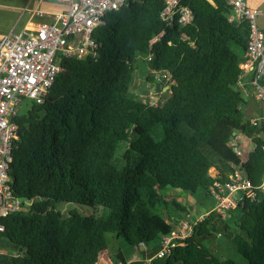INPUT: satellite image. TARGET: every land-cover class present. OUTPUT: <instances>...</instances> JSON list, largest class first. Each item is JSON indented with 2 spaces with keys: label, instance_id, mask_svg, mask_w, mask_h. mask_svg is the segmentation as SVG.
I'll list each match as a JSON object with an SVG mask.
<instances>
[{
  "label": "trees",
  "instance_id": "1",
  "mask_svg": "<svg viewBox=\"0 0 264 264\" xmlns=\"http://www.w3.org/2000/svg\"><path fill=\"white\" fill-rule=\"evenodd\" d=\"M182 3L193 13L185 25L161 17L162 0H126L107 11L92 32L95 54L61 56L44 100L13 117L9 185L24 207L0 217V235L22 250L0 252V264H98L107 232L154 254L181 219L177 212L190 211L172 189L210 193L232 167L254 189L230 209L237 231L211 210L150 264H237L198 239L220 224L248 264H264V121L244 118L236 86L248 24L230 18L229 0ZM149 53L150 67L173 78L161 104L129 92L134 61ZM145 78L153 81L149 72ZM234 131L253 143L243 157L233 149ZM121 141L127 146L118 156ZM59 201L101 214H64Z\"/></svg>",
  "mask_w": 264,
  "mask_h": 264
},
{
  "label": "built area",
  "instance_id": "2",
  "mask_svg": "<svg viewBox=\"0 0 264 264\" xmlns=\"http://www.w3.org/2000/svg\"><path fill=\"white\" fill-rule=\"evenodd\" d=\"M62 1L66 2V8L55 13L52 21L9 31L0 38V217L24 207V200L13 195L8 175L13 138L18 128L13 117L19 113V105L24 98L35 102L44 100L60 70L58 60L61 56L95 54L97 44L92 37L95 26L107 11L118 9L126 0ZM162 2L160 15L168 24L177 21L185 25L192 20V10L182 0ZM229 2L233 9L230 18L246 20L249 30L248 46L245 58L239 64L237 84H240V77L247 73L252 95L264 101V27L258 23V16L264 14V10L249 6L246 0ZM156 37L158 35L153 39ZM147 60H151V53L147 55ZM150 74L154 82L165 85V88L173 82L166 70L151 67ZM151 103L155 100L152 99ZM258 120L264 121V116ZM234 137L233 149L243 157L245 152ZM261 188L264 190V175ZM208 190L216 197V205L200 216H194L192 210L185 212V216L162 238L156 252L148 258V264L154 257L167 256L171 248L181 244L209 211L213 210L223 217L228 210L236 208L240 200L254 196L250 179L238 167H232L226 180L215 181ZM3 229L4 225L0 222V231Z\"/></svg>",
  "mask_w": 264,
  "mask_h": 264
},
{
  "label": "rangeland",
  "instance_id": "3",
  "mask_svg": "<svg viewBox=\"0 0 264 264\" xmlns=\"http://www.w3.org/2000/svg\"><path fill=\"white\" fill-rule=\"evenodd\" d=\"M149 68L151 67L146 58L138 57L134 61V69L132 70V78L129 82L130 95H134L136 94V92L140 93V91L137 89L140 86V83L143 84V86L145 85L144 77L149 71ZM162 85L163 84H160L158 86L161 87ZM156 91L157 92L155 93L153 92L154 97H147V98L149 99L150 102H152V99H154L155 103L161 104L164 100V94L163 92L160 91V88H158ZM137 96L140 98L139 95ZM31 102H32L31 99L24 98L21 104L19 105V109H18L19 113L26 112L29 106L31 105ZM240 136L241 137L239 138V140L242 141V145L244 147L246 144H249V145L252 144L250 139L247 138V136L241 135V134ZM126 146H127V143L125 141H121L116 149V155L120 156L125 150ZM213 173L215 174V171H213ZM175 193H176V198L179 201L181 200L185 202L187 201L189 196L195 199L196 202H194L193 204H190L194 206V209H195L193 210L194 216H200L201 213L208 211L210 208H213L217 203L216 197L214 195L206 193L205 189L201 186L198 187L194 193L185 192L182 190L178 192L176 191ZM55 208L57 210H60L64 214H67L69 211L78 213L80 215H88L92 213L95 215H98L99 213L101 214V210L99 211L97 208L91 207L83 203H77V202H72V201H59L56 203ZM177 213L179 215L180 214L184 215V213H181L180 211H178ZM222 219L223 220L225 219V221L232 227L231 231H237L236 227L233 224V221L235 220V216L233 215V213H231L230 210L226 212V215L223 216ZM223 226L224 225L220 224L219 229H218V231L220 232L216 231V232H213L212 234H204V235H201L198 239L204 244H206L209 248H211L216 254L222 257L232 258L237 264H248L247 260L237 251L236 247L231 244L227 235L223 233L224 232ZM111 234H112L111 232L106 233V238L108 240L107 248H108V251H110V253L108 252L103 253V260H101L102 264H106V263L115 264V261H117L118 259H122L123 264L124 263L125 264H148L149 263L148 259L147 261H144L147 255H145L143 252H140L138 249H135L133 246L129 245L123 239L122 236H119L117 240L119 244L116 247V245L113 244L114 239ZM229 234H231V232H229ZM118 250L124 251V253L122 254V252L120 251L117 252ZM124 256L134 257L136 261H127Z\"/></svg>",
  "mask_w": 264,
  "mask_h": 264
},
{
  "label": "crops",
  "instance_id": "4",
  "mask_svg": "<svg viewBox=\"0 0 264 264\" xmlns=\"http://www.w3.org/2000/svg\"><path fill=\"white\" fill-rule=\"evenodd\" d=\"M246 2L251 7L260 8L261 10H264V0H246ZM66 5H67L66 2L62 0H0V38L9 31H18L23 27L28 28L42 21L50 22L54 19L55 13L63 11L66 8ZM258 23L262 27H264V14L258 16ZM247 79H248V75L246 73L240 77V84L236 85L238 90L241 92V95L245 99V102L242 106L243 115L245 119L258 120L259 118H262L264 116V101L256 99L252 95L251 87L249 85V82H247ZM144 84H145L144 86L146 87H144L143 84L140 83V86L137 89L140 91V93L136 92L137 90L135 91L136 94L139 95L141 99L143 98L145 99L146 97H152L153 92L154 93L157 92L156 90L158 88H160V91L163 92V94L167 90V88H165V85H162L160 87L158 86V82H154V81L148 82L146 78ZM240 137H241L240 134L237 133L236 136L234 137V140L240 145L242 149H244L246 153L253 147V143L251 142L252 143L251 145L245 143L246 145L244 147L242 145V141L239 140ZM213 171H215L216 174L217 172L216 169L214 167H211L209 169V173L214 176L215 174L213 173ZM181 190L182 189L180 188H174L172 190V193L176 196L175 192ZM181 202L190 206L189 208L190 210H192V213L194 214L193 212V210H195L194 206L190 205L196 202L193 197L189 196L187 201L185 202L181 201ZM184 216L185 215L180 214L181 218H183ZM111 235L114 239V243L113 242L112 243L115 244L117 247V245L119 244L117 241L119 237L113 233ZM135 249H138L140 252H143L145 255H147L144 261H147L148 257L152 256L151 254H153V251L151 252V249H147L145 247H140ZM16 250H18L17 245H15L6 237L0 235V252L11 253V252H15ZM119 251L122 252V254L124 253V251L121 250H118L117 252ZM104 252L110 253V251H108V248L103 250L100 255L98 264H102L101 260H103ZM125 259L127 261H136L134 257H125ZM117 262L118 264H123L122 259H118Z\"/></svg>",
  "mask_w": 264,
  "mask_h": 264
},
{
  "label": "water",
  "instance_id": "5",
  "mask_svg": "<svg viewBox=\"0 0 264 264\" xmlns=\"http://www.w3.org/2000/svg\"><path fill=\"white\" fill-rule=\"evenodd\" d=\"M158 85H159V83H158ZM144 87H146V86H144ZM234 135H235V131L232 133V135H231V138L233 139V137H234ZM22 250V247L21 246H19L18 247V251H21ZM115 264H117V261H115Z\"/></svg>",
  "mask_w": 264,
  "mask_h": 264
}]
</instances>
